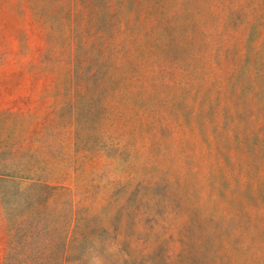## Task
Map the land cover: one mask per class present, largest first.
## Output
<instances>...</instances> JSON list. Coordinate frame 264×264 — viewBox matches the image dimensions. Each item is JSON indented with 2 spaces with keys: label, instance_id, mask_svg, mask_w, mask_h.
I'll list each match as a JSON object with an SVG mask.
<instances>
[{
  "label": "rangeland",
  "instance_id": "rangeland-1",
  "mask_svg": "<svg viewBox=\"0 0 264 264\" xmlns=\"http://www.w3.org/2000/svg\"><path fill=\"white\" fill-rule=\"evenodd\" d=\"M0 264H264V0H0Z\"/></svg>",
  "mask_w": 264,
  "mask_h": 264
}]
</instances>
